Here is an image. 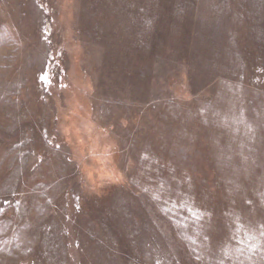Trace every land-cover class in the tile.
I'll return each instance as SVG.
<instances>
[{
	"label": "rangeland",
	"instance_id": "374dc122",
	"mask_svg": "<svg viewBox=\"0 0 264 264\" xmlns=\"http://www.w3.org/2000/svg\"><path fill=\"white\" fill-rule=\"evenodd\" d=\"M0 264H264V0H0Z\"/></svg>",
	"mask_w": 264,
	"mask_h": 264
}]
</instances>
